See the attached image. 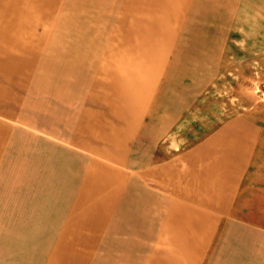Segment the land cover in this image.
<instances>
[{
	"label": "crops",
	"instance_id": "crops-1",
	"mask_svg": "<svg viewBox=\"0 0 264 264\" xmlns=\"http://www.w3.org/2000/svg\"><path fill=\"white\" fill-rule=\"evenodd\" d=\"M262 56L264 0H0V264H264V125L157 160L177 70Z\"/></svg>",
	"mask_w": 264,
	"mask_h": 264
},
{
	"label": "rangeland",
	"instance_id": "rangeland-1",
	"mask_svg": "<svg viewBox=\"0 0 264 264\" xmlns=\"http://www.w3.org/2000/svg\"><path fill=\"white\" fill-rule=\"evenodd\" d=\"M35 4L38 9L46 6L45 2ZM206 70L212 75L207 77ZM176 76V82L165 83L170 98L159 116L171 119L173 127L162 138L157 160L177 152L170 144L187 148L230 117L244 114L264 125V56L224 68L187 66L177 70Z\"/></svg>",
	"mask_w": 264,
	"mask_h": 264
},
{
	"label": "clouds",
	"instance_id": "clouds-1",
	"mask_svg": "<svg viewBox=\"0 0 264 264\" xmlns=\"http://www.w3.org/2000/svg\"><path fill=\"white\" fill-rule=\"evenodd\" d=\"M235 44H237L238 47H241V42L240 41H234ZM170 148H173L176 151H179V146L176 143L170 144ZM167 151V149H166Z\"/></svg>",
	"mask_w": 264,
	"mask_h": 264
}]
</instances>
